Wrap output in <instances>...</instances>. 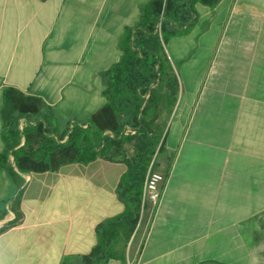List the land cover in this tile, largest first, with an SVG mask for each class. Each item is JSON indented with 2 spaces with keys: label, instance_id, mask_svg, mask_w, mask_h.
<instances>
[{
  "label": "crops",
  "instance_id": "0c3cea01",
  "mask_svg": "<svg viewBox=\"0 0 264 264\" xmlns=\"http://www.w3.org/2000/svg\"><path fill=\"white\" fill-rule=\"evenodd\" d=\"M150 1L0 0V154L4 90L40 98L60 132L88 120L107 104L102 74L121 61V38ZM165 53L179 82L174 103ZM162 61L146 116L161 136V201L146 204L126 261L107 264H264V0L195 4ZM126 172L97 159L23 175L19 187L0 168V264L89 254L96 227L125 211Z\"/></svg>",
  "mask_w": 264,
  "mask_h": 264
},
{
  "label": "trees",
  "instance_id": "16d2710c",
  "mask_svg": "<svg viewBox=\"0 0 264 264\" xmlns=\"http://www.w3.org/2000/svg\"><path fill=\"white\" fill-rule=\"evenodd\" d=\"M219 1L152 0L146 4L137 28H128L121 38V61L102 74L107 104L86 121L68 123L63 132L40 98L13 87L4 90L1 119L5 149L0 154V168L19 187L23 175L57 172L71 164L88 165L103 159L127 166L117 187L124 213L96 227L97 244L89 254L67 256L62 264L126 261L127 244L141 221L145 181L162 147L154 122L146 116L155 98L152 85L160 80L164 68V45L181 34L195 13V4L215 6ZM167 71L165 55V81L172 93L165 95V101L174 103L179 82ZM23 119L27 125L21 127ZM130 146L134 149L131 157L127 155ZM16 203L20 204V196ZM7 212L6 205L0 203V221ZM19 216L17 211V219Z\"/></svg>",
  "mask_w": 264,
  "mask_h": 264
},
{
  "label": "built area",
  "instance_id": "2783aa9c",
  "mask_svg": "<svg viewBox=\"0 0 264 264\" xmlns=\"http://www.w3.org/2000/svg\"><path fill=\"white\" fill-rule=\"evenodd\" d=\"M165 182L166 176L151 166L144 185L142 212L147 203L154 205L160 203Z\"/></svg>",
  "mask_w": 264,
  "mask_h": 264
},
{
  "label": "rangeland",
  "instance_id": "374dc122",
  "mask_svg": "<svg viewBox=\"0 0 264 264\" xmlns=\"http://www.w3.org/2000/svg\"><path fill=\"white\" fill-rule=\"evenodd\" d=\"M165 46H166V44H165ZM165 55H166V53H165ZM166 64H167V69H168L167 73L169 74V76H171L172 78H173V77H176L175 72L171 70L172 66L169 65L167 58H166ZM165 80H166V79H165ZM165 84H166V81H165ZM24 123H25V122H23V124H24ZM158 153H159V152L157 151V153H156V155H155V157H154V162H153V163H155L156 165H157V154H158ZM155 164H154V166H152V167L156 170L157 168H156ZM152 165H153V164H152ZM157 170H158V169H157ZM159 172H160V171H159Z\"/></svg>",
  "mask_w": 264,
  "mask_h": 264
}]
</instances>
